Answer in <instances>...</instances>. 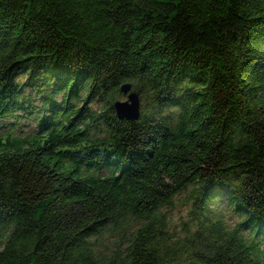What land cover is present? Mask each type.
I'll list each match as a JSON object with an SVG mask.
<instances>
[{"label": "trees", "instance_id": "16d2710c", "mask_svg": "<svg viewBox=\"0 0 264 264\" xmlns=\"http://www.w3.org/2000/svg\"><path fill=\"white\" fill-rule=\"evenodd\" d=\"M0 264H264V0H0Z\"/></svg>", "mask_w": 264, "mask_h": 264}, {"label": "rangeland", "instance_id": "374dc122", "mask_svg": "<svg viewBox=\"0 0 264 264\" xmlns=\"http://www.w3.org/2000/svg\"><path fill=\"white\" fill-rule=\"evenodd\" d=\"M26 95H30L32 103H34L36 106H40L42 104L41 94L37 93L35 90L27 89L25 90ZM58 101L62 98V94H58L56 97ZM120 101H126L128 100L127 95L122 93V96L118 98ZM89 106L99 112L103 108V104L99 102H91ZM151 106V99H143L140 97V108H150ZM164 112L165 114H173L175 118L177 117V109L174 107L167 108ZM19 116H8L5 121L6 122H12V121H19L21 126H24L28 132L31 133L32 129H35V121L33 119H28L24 117H29L28 114H21L19 113ZM20 117V119H19ZM33 117V116H31ZM21 126H18L16 129V132L20 133L19 128ZM209 210L206 212V216L203 219L204 223L206 225H211L214 223L217 219H222L224 225L228 227L230 230H232L237 223L239 222L240 216L234 211L233 206L228 202L226 199V194L219 193L216 198L209 201ZM192 204L191 202H187L185 199V194H181L179 196H176L174 205L167 210V217L169 218V226L171 231L175 233L177 236L174 238V241H182V238L185 236V228L187 227V224H191L190 229H196V224L198 223L195 219L192 217L193 212L191 211ZM104 242L100 243L99 246L95 247L96 253L103 256H108L112 254L113 252L117 251L118 243L120 242L119 237L112 236V235H106ZM262 246V245H261ZM263 248V247H262Z\"/></svg>", "mask_w": 264, "mask_h": 264}, {"label": "water", "instance_id": "95a60500", "mask_svg": "<svg viewBox=\"0 0 264 264\" xmlns=\"http://www.w3.org/2000/svg\"><path fill=\"white\" fill-rule=\"evenodd\" d=\"M123 94L127 95L128 100L114 102L116 115L120 120L138 121L140 114V97L137 90L132 89L130 82L123 83L120 87Z\"/></svg>", "mask_w": 264, "mask_h": 264}]
</instances>
